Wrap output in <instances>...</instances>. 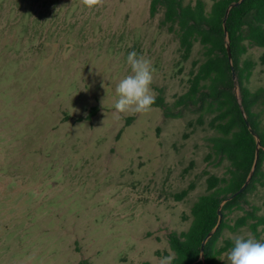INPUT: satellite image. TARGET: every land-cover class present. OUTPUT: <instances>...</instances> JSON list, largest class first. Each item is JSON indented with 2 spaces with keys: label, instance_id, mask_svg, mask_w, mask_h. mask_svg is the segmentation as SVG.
Instances as JSON below:
<instances>
[{
  "label": "rangeland",
  "instance_id": "374dc122",
  "mask_svg": "<svg viewBox=\"0 0 264 264\" xmlns=\"http://www.w3.org/2000/svg\"><path fill=\"white\" fill-rule=\"evenodd\" d=\"M203 1L209 11L212 0ZM150 7L0 0V264H160L174 254L170 235L189 229L206 173L227 175L230 163L210 156L212 115L175 106L202 46L183 61L177 35L162 25L164 8L151 17ZM132 51L151 61V88L168 109L116 118L115 86L131 74ZM263 57L258 46L243 57L256 63L253 92L264 88ZM258 112L264 131V104ZM252 184L253 176L228 212L231 226L253 209L264 217V184ZM249 223L224 230L218 244L244 232L264 237V226L255 233Z\"/></svg>",
  "mask_w": 264,
  "mask_h": 264
},
{
  "label": "trees",
  "instance_id": "16d2710c",
  "mask_svg": "<svg viewBox=\"0 0 264 264\" xmlns=\"http://www.w3.org/2000/svg\"><path fill=\"white\" fill-rule=\"evenodd\" d=\"M150 1L151 17L164 8L162 25L177 35L183 61L192 57L196 43L202 46L203 60L194 63L189 89L178 98L175 106L193 105L212 115L209 127L216 135L210 139V156L230 163L225 177L206 173L209 175L207 190L191 208L189 229L170 235V248L175 256L172 264H224L219 258L233 246L231 239L218 244L224 230L236 232L250 221H253L250 227L255 233L264 226V217L258 216L256 209L238 218L233 226L225 220L229 211L239 207L250 188L228 199L241 190L251 174L253 184H264L261 169L264 131L258 112L264 104V88L253 92L248 87L256 63L243 59L249 46L264 48V0H244L232 8L231 5L240 0H212L209 11L203 0H196L195 4H185V0ZM152 106L168 109L162 95ZM96 113L97 109H92L88 118ZM204 117L202 113L199 119ZM132 119L127 120L126 126ZM194 189L195 185L191 184L174 197L177 201L184 200ZM81 264L91 263L83 260Z\"/></svg>",
  "mask_w": 264,
  "mask_h": 264
},
{
  "label": "clouds",
  "instance_id": "9594fccd",
  "mask_svg": "<svg viewBox=\"0 0 264 264\" xmlns=\"http://www.w3.org/2000/svg\"><path fill=\"white\" fill-rule=\"evenodd\" d=\"M80 3L91 10L102 6L104 0H80ZM127 64L131 74L120 79L115 86L118 97L114 102L116 118L123 113H147L155 102L151 88L154 74L151 61L132 51L127 55ZM230 239L233 246L219 259L226 264H264V237L258 240L251 232H244ZM174 259V254L169 253L160 264H172Z\"/></svg>",
  "mask_w": 264,
  "mask_h": 264
},
{
  "label": "water",
  "instance_id": "95a60500",
  "mask_svg": "<svg viewBox=\"0 0 264 264\" xmlns=\"http://www.w3.org/2000/svg\"><path fill=\"white\" fill-rule=\"evenodd\" d=\"M243 2H244V0H240L239 2H237V3L233 4V5H231L230 8H232L233 6H239V5H241ZM227 15H228V13H227ZM227 15H226V17H225V21H226V19H227ZM227 42H228V39H227ZM251 176H252V174H251ZM251 176L249 177V179L247 180V182L244 184V186L241 188V190H240L239 192L235 193L233 196H231L228 200H231V199L235 198L236 196H238L239 194H241L242 192H244V190L246 189V187H247L248 184H249V180H250ZM228 200H226L225 202H227ZM219 213H220V219H221V218H222L221 211H219ZM210 236H211V235H210ZM205 242H206V241H205ZM205 242L203 243V246H204Z\"/></svg>",
  "mask_w": 264,
  "mask_h": 264
}]
</instances>
